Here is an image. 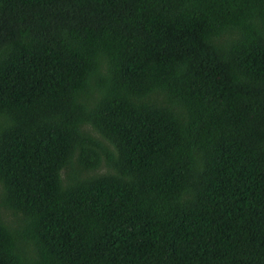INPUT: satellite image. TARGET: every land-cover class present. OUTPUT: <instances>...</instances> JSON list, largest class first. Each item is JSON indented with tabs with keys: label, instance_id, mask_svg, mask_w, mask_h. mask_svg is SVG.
I'll return each mask as SVG.
<instances>
[{
	"label": "trees",
	"instance_id": "16d2710c",
	"mask_svg": "<svg viewBox=\"0 0 264 264\" xmlns=\"http://www.w3.org/2000/svg\"><path fill=\"white\" fill-rule=\"evenodd\" d=\"M0 264H264V0H0Z\"/></svg>",
	"mask_w": 264,
	"mask_h": 264
}]
</instances>
